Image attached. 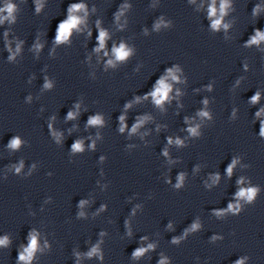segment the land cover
<instances>
[{
	"label": "clouds",
	"instance_id": "obj_1",
	"mask_svg": "<svg viewBox=\"0 0 264 264\" xmlns=\"http://www.w3.org/2000/svg\"><path fill=\"white\" fill-rule=\"evenodd\" d=\"M82 7H83L82 5H74L73 9H78V8H82ZM224 7H225V5L222 4L221 5V11H223ZM8 11L9 12L12 11L11 6H9ZM211 14H213V15L215 14V8L211 9ZM78 22L79 21H78V19L76 17H72V18L69 19L68 22L61 23L59 25V35H58L57 39L58 40L67 39L70 29L74 28L78 24ZM219 24H220V21L216 20L213 26L217 27V26H219ZM104 38H105V33L103 31H101L100 36H99V40L101 42V46H103ZM115 51H116L118 59H124L129 54L128 51L125 50L123 45H121V47L119 49L115 50ZM160 85H161L160 88H158L156 90V93H154V95L157 97V99H156V103L157 104L161 103V101L167 97V93H168V90H169L168 86L165 85L163 83V81H160ZM92 122L96 123L97 121H92ZM18 143H19L18 140L14 142V144H18ZM76 147H79V145H77ZM229 171H230V169H229ZM243 194L244 193H241V195H243ZM253 194L254 193L252 191L249 192V194H248L249 195V199L251 198V196ZM0 243H4V241H0ZM35 247H36V240H35V238H33L32 241H31V248L28 249V256L27 257L21 256L20 259L21 260L30 259L32 249H35Z\"/></svg>",
	"mask_w": 264,
	"mask_h": 264
}]
</instances>
